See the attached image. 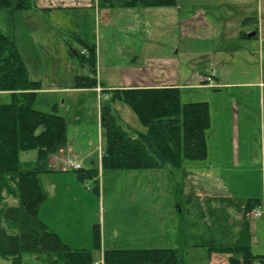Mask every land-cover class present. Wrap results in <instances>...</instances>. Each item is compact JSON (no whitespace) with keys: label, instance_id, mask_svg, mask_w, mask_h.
I'll use <instances>...</instances> for the list:
<instances>
[{"label":"rangeland","instance_id":"obj_1","mask_svg":"<svg viewBox=\"0 0 264 264\" xmlns=\"http://www.w3.org/2000/svg\"><path fill=\"white\" fill-rule=\"evenodd\" d=\"M212 1L216 2V6L208 5V2ZM178 3L177 7L167 10L137 7L122 10L115 16L104 17V20L100 18L96 22V28L108 23L113 26L110 28L116 32V38L111 43L102 38L100 43L98 41L99 79L114 84H125L136 78L133 72L140 76L149 71L150 74L156 75V78H152L155 79L154 82L161 79L165 80L162 84H171L177 73L185 79L192 78V82H199L205 78L204 73L215 71L222 81L232 80L240 83L253 81L261 74L264 75V0H178ZM193 5L203 6V11L199 12V15L193 13L198 10ZM9 16L7 10L0 9V29L5 34L15 36V31H10L13 24L11 26L12 20ZM183 18L199 20L198 23L206 24L205 33L196 36L192 32L195 24H190V21L185 22L188 28L185 30L186 34L182 35L180 24ZM45 19L43 17L46 24L52 28ZM19 21L22 23V20ZM49 22L53 25L50 18ZM258 28L259 36H243ZM42 49L47 47L43 46ZM139 81L141 80L138 79ZM209 86L212 92L226 87L219 86L214 79ZM95 88L97 94L85 90L66 92L62 95L41 93L34 103L36 109L56 112L67 118L70 141L76 152H82V155L78 156L81 161L82 156L90 151L94 152L90 158L96 159L101 153L105 139L97 121L100 107L110 102L109 95L104 93L103 88ZM8 101V96L0 97V102ZM112 104L118 108L120 122L127 130L135 134L146 130L127 104L119 100ZM69 158L79 163L75 157ZM90 158L89 161L84 159V167H98ZM194 161L197 163L199 160ZM59 162L56 164L62 169L68 167L67 162ZM45 163L46 168L51 167L49 159ZM41 166L35 149L21 153V169L32 170ZM99 168V192L95 188L96 180L86 179L82 182L72 169L39 174L41 187L45 192L47 190L48 194L39 211V218L71 248L92 250L94 260L100 259L101 253L110 248L186 246L179 242V214L176 212L179 209L183 210L181 216L187 226L186 231H189L190 243L205 240L213 242L209 235L205 237L196 233L219 235L221 230L228 231L232 224L229 216L227 218V210L219 212L217 207L215 215L210 213L209 204H213L208 201L209 196L204 194V179L196 173H186L183 167L139 170ZM233 176L236 177L233 183L235 194L245 199L262 197L263 183L259 167H253L251 171L239 168V172H233ZM224 177L227 185L231 186L228 182L229 175L224 174ZM75 182L79 185L78 191L73 185ZM54 185L57 189L53 188ZM74 194L76 198L72 197ZM188 198H191L189 204L186 202ZM15 203L17 204V201ZM223 206L225 207L224 204ZM236 210L233 206V221L246 219L245 216L235 218ZM215 219L217 223H214ZM248 220L250 225L254 226L253 251L261 252L264 249L263 218H254L251 215ZM95 225H99L101 229L99 250L94 247ZM235 229L233 224V231ZM16 231L15 229L13 232ZM214 241L227 242L221 237ZM191 249L192 252L186 255L188 261L185 262L206 264V249ZM185 254L186 249L183 248L184 257ZM47 257L42 252H27L23 255L22 264H46L44 260L46 261ZM0 264H13L12 258L0 257Z\"/></svg>","mask_w":264,"mask_h":264},{"label":"trees","instance_id":"obj_2","mask_svg":"<svg viewBox=\"0 0 264 264\" xmlns=\"http://www.w3.org/2000/svg\"><path fill=\"white\" fill-rule=\"evenodd\" d=\"M98 5L102 9L175 7L178 0H98ZM0 9L7 10L10 18L12 13L27 10L42 14L67 44L79 67L88 69L87 74L76 73L73 87L104 86L97 76V44L86 42L78 32L56 29L49 22L50 8L40 7L36 0H0ZM243 36L249 37L247 33ZM41 88V82L30 77L15 36L0 29V91L6 90L12 95L10 102L0 103V257H11L13 264H22L24 253L42 252L48 256L46 261L43 259L46 264H93L92 250L71 248L39 218V211L47 199L39 174L55 170L45 167L46 160L72 145L67 118L34 107ZM104 92L109 95L110 102L99 111L101 134L105 137L101 149L102 170L183 167L186 161L207 157L206 132L211 126L208 101L184 102L178 86L116 87ZM116 100L132 109L146 128L144 132L135 134L125 128L118 117V108L112 104ZM262 107L264 117V99ZM33 149L42 166L21 169V153ZM72 170L82 182L96 180L95 188L99 192V167L82 166ZM234 205L246 218L262 205V200L248 198ZM245 223L239 238L233 242L189 243V236L185 234L187 226L184 221H179V242L186 246L206 247L210 253L232 254L231 264H264V255L251 250ZM15 229L17 231L13 232ZM94 247L101 249L99 225L94 227ZM103 252L105 264H186L181 248H110Z\"/></svg>","mask_w":264,"mask_h":264},{"label":"crops","instance_id":"obj_3","mask_svg":"<svg viewBox=\"0 0 264 264\" xmlns=\"http://www.w3.org/2000/svg\"><path fill=\"white\" fill-rule=\"evenodd\" d=\"M37 2L39 6L48 7L51 9L49 18L53 22V25L56 27V29L66 31L73 30L74 32H78L86 42H95L97 45L98 41H101V38L103 40H107L108 43L113 42L114 38H116V32H114V29L110 28L112 25L108 23H106L103 27L99 26L96 28V22L99 21L100 18L101 20H104V17L115 16L122 10L133 9L126 7L102 9L98 5V0H37ZM208 5L216 6V2H208ZM193 6H195V9H198L193 13L199 15V12L203 11V6ZM154 8H165L164 10H167L174 7ZM25 18H28V20H24ZM10 19L12 20L11 26L13 24V27H10V31L13 33L15 31L14 34H16L15 37L18 41L30 77L34 80H39L42 84V88L38 91L37 97L41 93L62 95L66 92H75L76 90H85L97 94V88L83 89L73 87L76 73L87 74L88 69L79 67L76 59L70 54L69 47L65 44L57 31L53 28H50L46 24V22L43 20L42 14H38V12L33 10H28L22 11L20 13H14ZM198 19H200V17ZM19 20H22V23ZM190 21V18L182 19L180 24L182 35L186 34L185 30L188 28V26L185 25V22L189 23ZM198 21L192 20L190 23L195 24L193 26L192 32L196 34V36L203 35L205 33L204 28H206V24L200 22L198 23ZM13 22L16 23L14 24ZM254 31H257V36H259L260 28ZM193 33L191 34L194 35ZM41 43L43 45H41ZM43 46H46L47 49H42ZM134 57H137V55H134ZM97 71L98 81L104 85L101 86L99 84L98 87L103 88V90L116 87L134 86H178L183 92L182 95L184 102H209L211 126L206 132L208 155L205 159L197 161V163L195 161H186L183 165V169L185 168V171L188 174L196 173L198 176H201L204 179L202 181L203 185L205 186L203 189L204 194L205 196H209L208 201L213 204V206L209 204V206H211V209H209L210 213L215 215L217 213V209L219 212H225V210H227V218L229 216V219L232 220V224L229 226L228 231L226 230L225 232L221 230L219 235L215 233L203 234L202 232H194L199 236L203 235L207 237L209 235V238H212L216 241H218V238L221 237L225 242H233L239 238L240 233L243 231L242 224L246 222L245 224L247 225L249 233V243L251 250L253 251L254 237L252 234V229L254 226L250 225L248 219L233 221V206L237 208L234 203L243 202L246 200L244 197H241L233 192V183L237 177V175H235L236 177L233 176V172H239V168H243L247 171H251L253 167H259L261 169L263 183V191L261 193L262 197L249 198L261 199L262 204L264 205V117L262 107L264 99V75L261 74V76H258V78L253 81H244L238 83L233 82L232 80H220L215 74V71L204 73V77H212L216 82L219 83V86H226L223 89H216V92H212L211 89H209L211 87L208 83H205L204 80L192 82V78L189 77V80L188 78L185 79V77H180L179 73L175 74L171 84H162V82L165 80L161 79L154 82L155 79L152 78H156V75L150 74L149 71H146V74L144 73L140 76H138L136 72H133L136 78L129 80L125 84H114L110 80L109 81L111 83H109L107 80H103L102 78L99 79V66ZM205 74L207 75L205 76ZM194 76L197 75L194 74ZM138 79L141 81L138 82ZM104 93L107 94L106 92ZM3 96H8L10 101L12 99L11 92L9 91L0 92V97ZM208 97L212 98V100H210ZM97 123L101 132L100 112L98 113ZM79 155H82V152H76L74 147L70 145L68 149L61 150L49 158L51 165L50 169H55L52 170V172L63 170L61 166H58L56 163H58L60 160L63 162L65 158L68 157H75L77 162H79L82 166H85L83 163L84 159L89 161V158L94 155V152H86V154L82 156V161L79 160ZM90 160L93 164L96 163L98 167H101V153L98 154L96 159L90 158ZM224 174L229 175L228 182L231 186L227 185ZM73 185L76 188L75 190L79 189L77 182H75ZM53 188L57 189L56 186ZM72 197L76 198V194L72 195ZM186 202L189 204L190 200H186ZM176 212L179 214V221H184L183 217L181 216L183 210L179 209ZM236 212L237 215L235 218H240L242 216L244 217L241 209L237 208ZM214 223H217L216 219ZM233 224L236 227L235 231H233ZM214 226L218 229L216 225ZM185 234L186 237H188L189 231H186ZM198 247L202 246L181 245L176 248H181L182 250L183 248L186 249L184 261H188L186 255L188 256L192 252L191 248ZM203 248H205L207 252L206 264H231L229 258L232 256V254L221 252L210 253L206 247ZM253 253L264 255V249L261 250V252L253 251ZM186 264L197 263L188 262Z\"/></svg>","mask_w":264,"mask_h":264},{"label":"built area","instance_id":"obj_4","mask_svg":"<svg viewBox=\"0 0 264 264\" xmlns=\"http://www.w3.org/2000/svg\"><path fill=\"white\" fill-rule=\"evenodd\" d=\"M205 80L208 82V83H213V79L211 77H206ZM68 163V167L70 168H80L81 165L79 163H76L74 160L72 159H69L67 161ZM252 215V217H255V218H260V217H263L264 216V205L263 206H260L256 209H254L251 213H250V216ZM93 264H105L104 262V257L103 255L101 256L100 259L98 260H95Z\"/></svg>","mask_w":264,"mask_h":264},{"label":"water","instance_id":"obj_5","mask_svg":"<svg viewBox=\"0 0 264 264\" xmlns=\"http://www.w3.org/2000/svg\"><path fill=\"white\" fill-rule=\"evenodd\" d=\"M253 35H255V32L254 31L251 32V33H249V36H253Z\"/></svg>","mask_w":264,"mask_h":264}]
</instances>
